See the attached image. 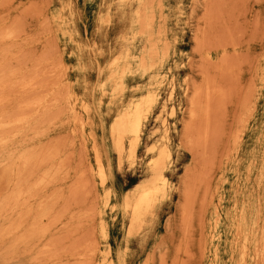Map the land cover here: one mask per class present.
I'll return each mask as SVG.
<instances>
[{"label": "rangeland", "instance_id": "obj_1", "mask_svg": "<svg viewBox=\"0 0 264 264\" xmlns=\"http://www.w3.org/2000/svg\"><path fill=\"white\" fill-rule=\"evenodd\" d=\"M143 6L146 34L143 13L135 17L137 6L121 0H0V264H103L109 247L118 264H264V0ZM152 42L168 47L162 65L129 74ZM122 54L117 70L127 72L113 101L109 76ZM206 82L220 84L211 88L225 99L216 104L215 91L214 120L187 131V96ZM151 83L160 84L158 105L133 159L127 150L118 155L115 116ZM155 142L171 152V187L129 238L119 206L147 183L146 149Z\"/></svg>", "mask_w": 264, "mask_h": 264}, {"label": "bare ground", "instance_id": "obj_2", "mask_svg": "<svg viewBox=\"0 0 264 264\" xmlns=\"http://www.w3.org/2000/svg\"><path fill=\"white\" fill-rule=\"evenodd\" d=\"M121 1L123 2V5L135 4L137 6L135 11L133 12V15L135 17H139V15L143 13L142 9L144 8L143 5H144V2H146V0H121ZM143 17H144V20H145L144 24H143V30H144V32L146 34V33H148V31L151 28V18L149 17V15L146 16V12L143 13ZM136 36H137L136 32H133L131 34L130 39H131L132 42L135 41V39L137 38ZM160 41L161 40H159V42ZM164 43H166V42H164ZM167 49H168V47H167L166 44H164V46H162V47H159L158 43H156V42L149 43V47H148L146 53L142 57L139 58L138 69L136 71H131L129 69V74L134 73V72H138L139 74L145 76V75H150L151 73L156 72L157 69L162 65V63L164 61V57L166 56V54H168ZM127 58H128V54H122L119 57H117V59H115L113 65H112V71H111L109 77L113 80V86H112V90H111V99L113 101L118 99L120 97L121 92L123 91L122 78H123L124 74L127 72V71H123L124 69L122 70V72H119L117 70V65H118L120 60H124V59H127ZM224 72H225V70H224ZM221 73H222V71H220V74ZM223 74L224 73H222L221 75H223ZM206 81H208V80H206ZM215 81L213 83H215ZM208 82H210V81H208ZM208 82H206V83H208ZM213 83H211V84L213 85ZM156 85L157 86H154V84L151 83L149 85V89L147 90V92L145 94H143L142 97L139 100L132 102L130 105L124 107L123 110L117 112V114L115 116V119H114V122L111 125L110 132H111V138H112V142H113L114 151L118 155H121L123 150H127L128 153H129V159H133V153H134L135 149L137 148V146L139 144V138H140L141 134L143 133V131L145 129V123L149 119L152 111L158 105V92H157V89H158V86L160 84H156ZM217 85H220V84L217 83ZM217 85H213V87L217 86ZM211 86H210L209 83L206 84L204 87L202 86L203 87L202 90L206 92V95L205 94H203V95H204V97L206 96L208 100L205 99L206 101L202 102L200 104L196 100H197V96L199 95V93L202 90L201 89L199 90V88L197 90L196 89L197 87L196 88L195 87L191 88V94L189 96H187V101H188V104H189V108L187 109L188 116H189L188 117L189 118V122H188L189 124L188 123L185 124V130L188 131L189 126H191L190 123H194V122H197V125H200V126H201V123H202L203 125H205V128H206V126L208 125L207 123H209V121H210L211 115H212V119L211 120L212 121L214 120L213 119L214 118L213 115H214L215 112L214 113L211 112V115H210V105H211V103L212 104L216 103V101H214V102L212 101L211 102L210 99L212 100V98H213L212 95L214 94V92L216 90L212 89ZM186 87L188 88V86H186ZM217 87L220 88V86H217ZM219 88H217V90ZM183 90L186 91L187 89L183 87ZM189 90H190V88H189ZM220 91H221L220 89L218 91H216V94H217L216 97L219 96L218 99L216 98L217 101L219 100L216 103L218 105L220 104L219 103L220 100H222L226 96L225 95L223 97V94L224 93L226 94V92H223V94H222ZM102 92L105 93L106 90L103 89ZM202 93H204V92H202ZM171 96L172 95L170 94V96H168V98L171 97ZM213 99H215V97ZM199 101H200V99H199ZM216 104H214V105H216ZM164 109H165V106H161V112H163ZM170 111H172V110H170ZM173 112L174 111H172V113ZM245 121H247V120H245ZM79 122H80V120H79ZM199 122H200V124H199ZM91 123L92 122H90V124ZM183 126H184V124H183ZM185 130H184V132H185ZM81 131H83V129ZM90 132H91V130H90ZM236 132H237V130H236ZM185 133L187 134V132H185ZM76 134H77V132H76ZM93 135H95V134H93ZM185 137H184V140L187 139V137L186 138ZM126 139L128 141H127V143L125 144V147H124V142H125ZM237 139H238V137H237ZM186 141H187V144H188L189 149L191 151L192 150L191 144H189L188 140H186ZM166 143H162V142L157 143V142H155V143H152L151 145H149L147 147L146 153L151 156L150 159L147 161L146 167H145L146 168V172L148 173L147 183H145V185H143V186H139V187L136 186L138 188H137V191H135V195H132V196H129V197H125L123 202H122V204H121V206H119V211H121L122 214H125V216H127L128 220H129V225H128L127 230H126V233L129 236V238L133 237L136 234H138L141 230H143L147 226L149 220L153 217L158 204L163 200V198H165L167 187H171V184L169 183L168 179L165 176V173H166V171L168 169V164H169V162L171 160V152L168 149V144H166ZM233 143H234V141H233ZM20 154L21 153H19V155ZM95 154H96L95 155V161H96L97 168H98L97 176H98V178L100 180L99 182H101V184H104L107 181L106 171H105L104 166L102 165V162L100 160V157H99L97 151H96ZM25 157H27V155H25ZM235 157H236V155H235ZM30 161L32 162V160H30ZM16 162H18V161H16ZM18 164H20V163H18ZM26 165L28 166V164H26ZM15 170H17V168ZM19 171H20V169H19ZM18 175H19V173H18ZM8 176H12V175L8 174ZM15 176H16V174H15ZM49 176L51 177V175H49ZM49 176H48V178H49ZM44 178H46V177L44 176ZM15 179H16V177H15ZM8 180H10V179H8ZM12 180H13V178H12ZM16 181H19V180H16ZM16 181H15V183H16ZM46 181H45V183H46ZM182 182H181V184H182ZM10 183H12V182H10ZM15 185L13 184V186H15ZM185 190H186V188H185ZM187 191H188V189H187ZM19 192L21 194L23 192V189H22V191H19ZM183 192L185 193V191H183ZM111 193L112 192L107 191L105 197L108 198ZM188 194H189V191H188ZM22 196H23V194H22ZM210 196L212 198V195H210ZM186 197H187V195H186ZM31 198H33V197H31ZM251 225L254 226L255 225V221H253L251 223ZM101 237L104 240H107L109 238L108 230H107L105 224H102V226H101ZM247 252H248V242H246V239L244 237L243 241L240 242L239 255H240L241 259H244L246 257ZM261 262H260V264H262ZM102 263L103 264H118V256L116 258L112 257L111 248L110 247L103 254Z\"/></svg>", "mask_w": 264, "mask_h": 264}]
</instances>
